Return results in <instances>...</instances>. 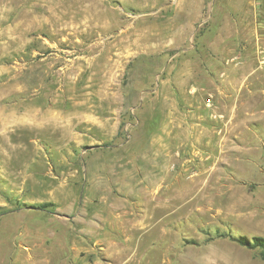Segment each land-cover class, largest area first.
Segmentation results:
<instances>
[{"label": "rangeland", "instance_id": "374dc122", "mask_svg": "<svg viewBox=\"0 0 264 264\" xmlns=\"http://www.w3.org/2000/svg\"><path fill=\"white\" fill-rule=\"evenodd\" d=\"M263 47L264 0H0V264H264L211 238L264 236Z\"/></svg>", "mask_w": 264, "mask_h": 264}, {"label": "trees", "instance_id": "16d2710c", "mask_svg": "<svg viewBox=\"0 0 264 264\" xmlns=\"http://www.w3.org/2000/svg\"><path fill=\"white\" fill-rule=\"evenodd\" d=\"M160 118V116H157L154 120L152 121H158ZM126 122L124 123H121L120 125V129L118 131V134L116 135V137H119V135L121 133H123V130H122V127L124 126ZM119 144H116L114 142V140L112 141H109V142H105V144H96V145H92V146H89L88 147H99V146H105V147H114V146H118ZM21 205V204H19ZM26 205V204H25ZM54 206V204L52 203H40V204H31L29 205V207H35V208H40V209H43V210H50L51 207ZM8 210H4V212H1V213H6ZM210 234V233H209ZM211 235V234H210ZM225 237H229L230 239L240 243L241 245L243 246H246L248 248H259L261 250V256L262 258L264 259V236H255L253 238H247L246 236H235V235H232V234H228L224 231H221L220 229L217 230L215 236L213 235L211 238L214 239V238H225Z\"/></svg>", "mask_w": 264, "mask_h": 264}, {"label": "built area", "instance_id": "2783aa9c", "mask_svg": "<svg viewBox=\"0 0 264 264\" xmlns=\"http://www.w3.org/2000/svg\"><path fill=\"white\" fill-rule=\"evenodd\" d=\"M260 61L264 64V47L260 50Z\"/></svg>", "mask_w": 264, "mask_h": 264}]
</instances>
